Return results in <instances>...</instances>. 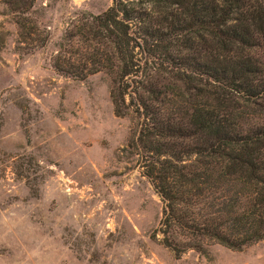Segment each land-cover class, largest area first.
Instances as JSON below:
<instances>
[{"label": "trees", "instance_id": "1", "mask_svg": "<svg viewBox=\"0 0 264 264\" xmlns=\"http://www.w3.org/2000/svg\"><path fill=\"white\" fill-rule=\"evenodd\" d=\"M18 44L44 46L34 0H0ZM50 57L74 81L103 73L125 149L161 208L174 257L264 240V0H110L79 14Z\"/></svg>", "mask_w": 264, "mask_h": 264}, {"label": "rangeland", "instance_id": "2", "mask_svg": "<svg viewBox=\"0 0 264 264\" xmlns=\"http://www.w3.org/2000/svg\"><path fill=\"white\" fill-rule=\"evenodd\" d=\"M110 0H34L42 47L18 44L0 3V264H264V240L210 245L178 257L154 229L161 204L125 149L130 118H115L103 73L78 82L50 57L79 14Z\"/></svg>", "mask_w": 264, "mask_h": 264}]
</instances>
